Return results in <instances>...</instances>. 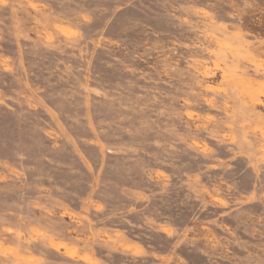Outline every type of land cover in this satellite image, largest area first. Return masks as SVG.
<instances>
[{
	"label": "rangeland",
	"instance_id": "1",
	"mask_svg": "<svg viewBox=\"0 0 264 264\" xmlns=\"http://www.w3.org/2000/svg\"><path fill=\"white\" fill-rule=\"evenodd\" d=\"M0 264H264V0H0Z\"/></svg>",
	"mask_w": 264,
	"mask_h": 264
}]
</instances>
